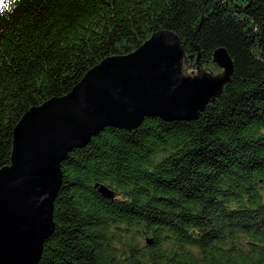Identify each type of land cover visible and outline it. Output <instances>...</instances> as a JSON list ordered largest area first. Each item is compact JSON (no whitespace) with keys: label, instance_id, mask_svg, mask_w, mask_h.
Wrapping results in <instances>:
<instances>
[{"label":"trees","instance_id":"obj_1","mask_svg":"<svg viewBox=\"0 0 264 264\" xmlns=\"http://www.w3.org/2000/svg\"><path fill=\"white\" fill-rule=\"evenodd\" d=\"M215 3L199 62L220 72L224 47L231 82L195 121L106 127L69 152L38 264H264V0H0V168L21 117L103 59L167 29L192 66Z\"/></svg>","mask_w":264,"mask_h":264},{"label":"water","instance_id":"obj_2","mask_svg":"<svg viewBox=\"0 0 264 264\" xmlns=\"http://www.w3.org/2000/svg\"><path fill=\"white\" fill-rule=\"evenodd\" d=\"M197 56L187 64L179 37L154 32L133 52L111 56L88 70L69 93L31 107L15 125L10 164L0 168V264H38L54 231V201L61 163L106 127L132 130L146 118L195 121L231 82L234 63L224 47L213 53L220 72L205 71ZM104 198L114 192L96 183ZM152 240L146 238V243Z\"/></svg>","mask_w":264,"mask_h":264},{"label":"clouds","instance_id":"obj_3","mask_svg":"<svg viewBox=\"0 0 264 264\" xmlns=\"http://www.w3.org/2000/svg\"><path fill=\"white\" fill-rule=\"evenodd\" d=\"M13 3H14V4H18V3H19V0H13ZM2 14H3V12L0 11V15H2Z\"/></svg>","mask_w":264,"mask_h":264}]
</instances>
